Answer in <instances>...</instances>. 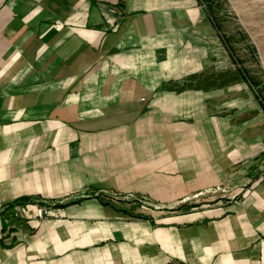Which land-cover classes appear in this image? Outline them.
I'll use <instances>...</instances> for the list:
<instances>
[{"label":"crops","instance_id":"0c3cea01","mask_svg":"<svg viewBox=\"0 0 264 264\" xmlns=\"http://www.w3.org/2000/svg\"><path fill=\"white\" fill-rule=\"evenodd\" d=\"M221 47L200 0H0V264H264V103Z\"/></svg>","mask_w":264,"mask_h":264},{"label":"rangeland","instance_id":"374dc122","mask_svg":"<svg viewBox=\"0 0 264 264\" xmlns=\"http://www.w3.org/2000/svg\"><path fill=\"white\" fill-rule=\"evenodd\" d=\"M200 2L211 20L219 27L222 47L220 51L214 50L212 55L218 66L221 62L220 69L224 72L221 73V84L225 79L226 85H247L263 104L264 0H201ZM210 77L212 79L214 76ZM200 82L195 85H199ZM139 205L136 203L134 207L141 210L152 207L145 202H139Z\"/></svg>","mask_w":264,"mask_h":264},{"label":"built area","instance_id":"2783aa9c","mask_svg":"<svg viewBox=\"0 0 264 264\" xmlns=\"http://www.w3.org/2000/svg\"><path fill=\"white\" fill-rule=\"evenodd\" d=\"M105 16L113 17L114 20L109 19L108 23L112 31L117 32L122 24L124 14L118 8L112 6L108 7L107 10L104 12ZM56 216L54 210L50 206L38 204L36 206H25L22 210L17 212L16 217H31L38 219L40 221L48 220Z\"/></svg>","mask_w":264,"mask_h":264},{"label":"trees","instance_id":"16d2710c","mask_svg":"<svg viewBox=\"0 0 264 264\" xmlns=\"http://www.w3.org/2000/svg\"><path fill=\"white\" fill-rule=\"evenodd\" d=\"M201 1V0H200ZM212 19L214 20V18L212 17ZM215 21V20H214ZM215 25H216V27H217V29L219 30V27H218V25H217V23L215 22Z\"/></svg>","mask_w":264,"mask_h":264}]
</instances>
